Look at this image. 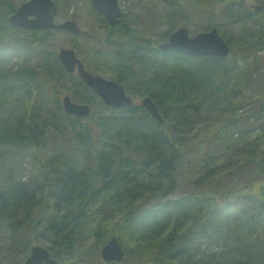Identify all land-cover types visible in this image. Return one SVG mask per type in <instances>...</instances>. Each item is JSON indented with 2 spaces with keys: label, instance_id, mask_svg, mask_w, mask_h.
I'll return each mask as SVG.
<instances>
[{
  "label": "trees",
  "instance_id": "1",
  "mask_svg": "<svg viewBox=\"0 0 264 264\" xmlns=\"http://www.w3.org/2000/svg\"><path fill=\"white\" fill-rule=\"evenodd\" d=\"M163 1L174 15L157 40L92 8L105 30L81 53L136 100L117 109L64 70L50 30L10 26L17 5L0 0V264H23L36 243L61 264H103L93 251L113 236L125 253L114 264H264V94L246 93L251 80L261 91L264 83V0L257 12L235 10L236 0ZM195 13L205 28L245 16L233 36L222 34L227 56L156 47L174 16L188 28ZM67 92L92 105L88 117L64 113ZM201 140L191 189L171 196L184 154Z\"/></svg>",
  "mask_w": 264,
  "mask_h": 264
},
{
  "label": "water",
  "instance_id": "2",
  "mask_svg": "<svg viewBox=\"0 0 264 264\" xmlns=\"http://www.w3.org/2000/svg\"><path fill=\"white\" fill-rule=\"evenodd\" d=\"M94 9L101 14L112 25L121 16V8L117 0H92ZM262 9L263 5L256 6ZM57 5L53 0H27L20 4L16 11L8 16V24L17 28H32L46 30H67L72 33H79L80 29L76 21L68 19L61 23L54 22V15ZM163 51H173L189 55H210L225 57L229 53V46L219 34L217 25L206 31H200L192 36L189 35L187 27H179L170 33L168 41L158 45ZM57 57L67 72L75 69L82 82H84L102 101L115 108L130 106L134 100L129 96L123 86L115 81L99 75L89 73L80 59H78L72 48L61 47ZM149 115L158 122L162 121L161 114L155 102L149 96L140 101ZM62 109L66 115L84 118L90 113V106L86 103L73 101L68 94L61 98ZM124 251L113 236L100 249V257L105 262H120L123 259ZM23 264H61L52 257L47 248L37 243L30 248L29 255Z\"/></svg>",
  "mask_w": 264,
  "mask_h": 264
},
{
  "label": "rangeland",
  "instance_id": "3",
  "mask_svg": "<svg viewBox=\"0 0 264 264\" xmlns=\"http://www.w3.org/2000/svg\"><path fill=\"white\" fill-rule=\"evenodd\" d=\"M22 1L24 0H11L12 4L17 6L20 5ZM54 1L58 4V7L61 12V15H59L56 18V22H60L64 18H66L67 15L69 16L71 15V17L74 20H76V22L83 30H91L94 32L96 31L98 36L104 31V26L98 21V19L95 17V14L92 11V8L89 4L90 0H77V1L54 0ZM117 1L119 6L121 7V10L125 13L124 16L125 22H128L130 26H133L137 29L145 30L155 40L160 38L159 36L161 34V31L167 28L166 23L168 21L167 19L168 16L174 15L172 14V11L171 12L169 11L171 7H169L163 0H117ZM238 1L240 2V6H233V8H236L235 10L237 11L239 10L242 12V10H246L248 8L251 12L253 11L257 12L259 10H263V8L262 9L256 8V6H260L257 0H236V2ZM219 6L220 5H217L216 9H218ZM201 17L204 18V16L195 13L194 18H197L198 22L196 23L195 20L189 22L188 29L190 35H194L192 34L193 31L200 32L203 30L204 31L209 30L210 26L205 28V25H207L206 19L202 21L200 19ZM244 17H245L244 15H241L240 19L239 18L235 20L228 19L225 22H222L221 25L218 22L212 23V26H215V24L217 25L218 32L221 36L222 34H224L226 37H229V35L233 36L234 32L238 31V28L240 27L241 21ZM176 20L177 23H175ZM178 21H179V16L178 15L174 16V21L170 23L171 25L169 24L170 31H173L174 29L177 28L176 26L178 24ZM260 22H262V19H260ZM19 33H21L22 35L24 31H21ZM46 40L50 44V47L56 52L61 47H70L74 41V37L69 32L53 30L46 35ZM81 40L82 39L76 40L79 46H81ZM99 42H102L100 36L98 39L90 41L89 44H85V51L89 50L90 45L94 46L97 45ZM260 54L262 53L260 52ZM27 60L29 59L27 58ZM13 61L14 60H12L11 63ZM240 65H244V62H242L241 60H240ZM257 91L264 94V83H262V91H261L258 90L257 86L253 85V80H251L248 83V87L246 88L247 95L251 96L254 93H257ZM95 108H99V107L95 105L94 110ZM204 150H205V142L204 140H201V142L197 144L196 149L193 152L189 151L184 154L183 157L184 160L180 164V168L177 171L178 172L177 185L173 190V192L171 193L172 194L171 196L176 197L180 194L187 193L191 189L196 176V167L195 165L192 164V161H194L195 158H200V156L204 153ZM21 166L23 168V174H24L23 178L25 179L29 176V173L32 170V165L29 162V160H25ZM89 241L86 240L85 243H89ZM100 249L93 251L92 257L93 255L94 257H96L97 255L98 257H100ZM126 253H127L126 254L127 257L129 258L130 255L128 254L127 250ZM101 261L103 262V264H114L113 262H109V263L104 262L102 259Z\"/></svg>",
  "mask_w": 264,
  "mask_h": 264
},
{
  "label": "flooded vegetation",
  "instance_id": "4",
  "mask_svg": "<svg viewBox=\"0 0 264 264\" xmlns=\"http://www.w3.org/2000/svg\"><path fill=\"white\" fill-rule=\"evenodd\" d=\"M25 1V0H24ZM23 1V2H24ZM54 1V0H53ZM23 2H21L20 4H22ZM55 2V1H54ZM56 3V2H55ZM91 4H92V0H91ZM56 5H57V11H56V13H55V15H54V22L55 23H61V22H63V21H65V20H68V19H71V20H74L72 17H71V15L69 16V15H67L66 16V18H64L62 21H60V22H56V18L59 16V15H61V12H60V9H59V7H58V4L56 3ZM19 6V5H18ZM91 8H93L94 9V7H93V5H92V7ZM121 8V7H120ZM16 11V10H15ZM94 11L97 13V14H99L95 9H94ZM121 12H122V14H121V16H120V18L114 23V24H110L109 22H108V20H106L101 14H99L103 19H105L107 22H108V24L110 25V26H115L118 22H119V20H121V18L123 17V16H125V13L121 10ZM63 14V13H62ZM69 17V18H68ZM95 17H96V15H95ZM96 18H98V17H96ZM74 21H76V20H74ZM99 21V20H98ZM77 23V22H76ZM77 25H78V27H79V29H80V32L79 33H72V32H69V31H67V30H55V29H51V28H48V29H46V30H40V29H32V28H17V27H14V28H16V29H23V30H27V31H29V32H32V31H40V32H45V31H47V30H50V31H53V30H55V31H64V32H69V33H71L72 35H73V37H74V41H73V43H72V45L70 46V47H65V48H72L73 50H74V53H75V55H76V57L78 58V59H80L81 60V62L83 63V65H84V68L89 72V73H92V74H94V75H99V76H101V77H104V78H106V79H109V80H115V79H112V78H107V77H105V76H103V75H101V74H98V73H94V72H91L87 67H86V64H85V60H84V54L83 53H81L83 50L81 49L82 47L85 49V44H84V42H85V37L87 36V34H90V37L92 38V40H95L96 38H95V36H97V33H95L94 31H91V30H83V29H81V27L79 26V24L77 23ZM11 26V25H10ZM13 27V26H12ZM104 30H105V28H104ZM164 30H162L161 31V33L163 32ZM104 32V31H103ZM91 35H93V37L91 36ZM45 39H46V36H45ZM77 39H82L81 40V46H79L78 44H77ZM163 42V40L162 41H157V43H156V47L158 48V45L160 44V43H162ZM60 49V48H59ZM58 49V50H59ZM58 50L55 52V54H56V57H57V52H58ZM85 51V50H84ZM57 59H58V57H57ZM58 61H59V59H58ZM59 63H60V61H59ZM61 64V63H60ZM62 65V64H61ZM63 67V66H62ZM64 68V67H63ZM64 70L66 71V69L64 68ZM67 72V71H66ZM68 74H72V75H75V77H77L78 78V80L82 83V84H84L86 87H88L84 82H82L81 80H80V78H79V76H78V72H77V70L75 69L74 71H72V72H67ZM115 81H117V80H115ZM118 82V81H117ZM88 89L90 90V91H92L89 87H88ZM93 92V91H92ZM96 96H97V98L98 99H100L101 101H102V99L95 93V92H93ZM66 94H68L69 96H70V98L73 100V101H75V102H78V103H86V104H88L89 106H90V113H91V110H92V105L90 104V103H87V102H79V101H77L75 98H73L71 95H70V93L69 92H67V93H63L62 94V96H61V98L64 96V95H66ZM143 97H145V96H143ZM142 97V98H143ZM132 98V97H131ZM142 98H140V99H138V101H139V103H140V101H141V99ZM133 100H134V103H135V99L134 98H132ZM103 102V101H102ZM133 103V104H134ZM103 104L104 105H106L104 102H103ZM132 104V105H133ZM62 105V104H61ZM140 105H141V103H140ZM106 106H108V105H106ZM142 106V105H141ZM109 107H113V106H109ZM125 107H127V106H125ZM113 108H115V107H113ZM121 108H124V107H121ZM118 109V108H117ZM90 113H89V115H90ZM88 115V116H89ZM88 116H86V117H88ZM86 117H84V118H86Z\"/></svg>",
  "mask_w": 264,
  "mask_h": 264
}]
</instances>
